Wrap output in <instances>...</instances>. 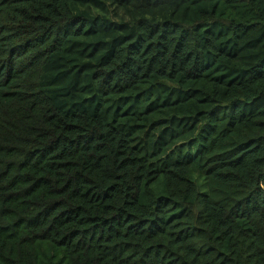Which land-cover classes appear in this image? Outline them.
Listing matches in <instances>:
<instances>
[{
    "label": "trees",
    "instance_id": "16d2710c",
    "mask_svg": "<svg viewBox=\"0 0 264 264\" xmlns=\"http://www.w3.org/2000/svg\"><path fill=\"white\" fill-rule=\"evenodd\" d=\"M0 264H264V0H0Z\"/></svg>",
    "mask_w": 264,
    "mask_h": 264
}]
</instances>
